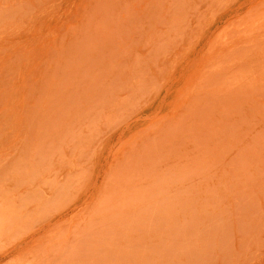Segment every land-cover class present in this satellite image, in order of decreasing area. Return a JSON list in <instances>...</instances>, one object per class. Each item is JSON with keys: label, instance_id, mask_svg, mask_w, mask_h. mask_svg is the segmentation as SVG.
Returning <instances> with one entry per match:
<instances>
[{"label": "rangeland", "instance_id": "374dc122", "mask_svg": "<svg viewBox=\"0 0 264 264\" xmlns=\"http://www.w3.org/2000/svg\"><path fill=\"white\" fill-rule=\"evenodd\" d=\"M0 264H264V0H0Z\"/></svg>", "mask_w": 264, "mask_h": 264}]
</instances>
